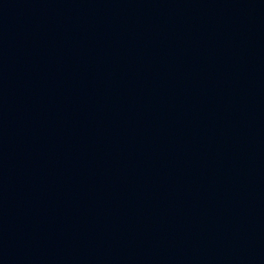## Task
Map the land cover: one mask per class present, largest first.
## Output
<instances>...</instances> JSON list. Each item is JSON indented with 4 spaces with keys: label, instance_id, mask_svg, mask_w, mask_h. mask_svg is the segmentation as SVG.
<instances>
[{
    "label": "water",
    "instance_id": "water-1",
    "mask_svg": "<svg viewBox=\"0 0 264 264\" xmlns=\"http://www.w3.org/2000/svg\"><path fill=\"white\" fill-rule=\"evenodd\" d=\"M0 264H264V0H0Z\"/></svg>",
    "mask_w": 264,
    "mask_h": 264
}]
</instances>
